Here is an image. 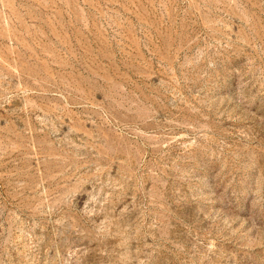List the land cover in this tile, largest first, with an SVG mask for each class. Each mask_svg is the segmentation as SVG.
Wrapping results in <instances>:
<instances>
[{
    "label": "rangeland",
    "instance_id": "1",
    "mask_svg": "<svg viewBox=\"0 0 264 264\" xmlns=\"http://www.w3.org/2000/svg\"><path fill=\"white\" fill-rule=\"evenodd\" d=\"M0 264H264V0H0Z\"/></svg>",
    "mask_w": 264,
    "mask_h": 264
}]
</instances>
